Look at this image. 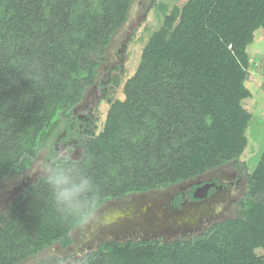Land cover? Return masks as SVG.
I'll return each mask as SVG.
<instances>
[{
    "label": "trees",
    "instance_id": "obj_1",
    "mask_svg": "<svg viewBox=\"0 0 264 264\" xmlns=\"http://www.w3.org/2000/svg\"><path fill=\"white\" fill-rule=\"evenodd\" d=\"M132 2L0 0V185L27 172L68 122ZM153 5L162 24L125 81L124 98L108 97L100 129L93 124L82 137L79 157L67 154L93 177L104 203L226 165L246 178L245 193L234 216L190 237L107 240L85 264H264V148L250 172L241 160L252 118L242 104L251 96L246 48L264 30V0ZM107 71L106 85L118 86ZM71 233L41 174L0 213V264L66 248Z\"/></svg>",
    "mask_w": 264,
    "mask_h": 264
},
{
    "label": "rangeland",
    "instance_id": "obj_2",
    "mask_svg": "<svg viewBox=\"0 0 264 264\" xmlns=\"http://www.w3.org/2000/svg\"><path fill=\"white\" fill-rule=\"evenodd\" d=\"M186 1L133 0L126 22L116 31L112 41L106 48V62L99 67L96 77L97 80H106L108 78L107 68H111V74L114 79H118L119 85L116 87L106 85L105 94L91 92V86L88 87L83 100L76 108L78 112L85 113L86 106L92 104L91 112L94 117L92 125L97 126L96 131L100 129L105 119L109 106L107 98L109 97L113 100L124 98L122 87L125 81L134 74L140 61L142 48L149 36L162 24V15L159 12V8L157 5H153V3L161 2L166 4L168 8H171L172 5L181 6ZM246 52L250 58V68L249 77L244 84L249 89L251 96L244 99L242 104L252 113V118L247 129L248 144L241 156V160L246 163L247 170L250 172L255 167L264 148V76L262 74L264 69V30L258 29L255 31L254 39L247 46ZM63 123L64 119L59 123L47 142H53L55 134L62 131ZM57 151L64 152V149L58 148ZM78 155L79 153L72 155V157H77ZM45 159L46 155L40 151L33 165L25 172L26 176H30L32 172H36L35 176H37V173H44L42 171V164ZM236 174H240L242 178V182L238 185V188H232L228 185L225 189L211 193L208 199L198 203L185 204L180 210H168L164 207L166 198L162 197L159 198V202L147 208L149 212H144L145 215L141 212H138L137 215L135 212L133 214L126 213V216H130L132 219L128 221V219L122 218L123 216L118 212L121 211L122 207H116L112 203L106 204L102 210L106 223L101 227L103 229L101 233H96V238L101 235L113 236L117 232L123 233L126 230L132 231L160 226L174 231L187 225L190 226L196 221L200 222L205 218L213 221L232 217L236 212L237 201L245 193L246 178L239 171L234 170L231 165L222 166L201 175L203 179L218 177L227 183L228 180H231L229 178ZM24 177L25 174H19L17 177L6 180L0 185V213L7 211L9 202L18 195L17 189L25 180ZM108 212L109 214H107ZM95 231L87 237L72 232V246L61 248L59 245H54L42 251L37 257L29 258L21 264H36L41 258L51 256L53 252L79 250L84 243L87 246L93 247Z\"/></svg>",
    "mask_w": 264,
    "mask_h": 264
},
{
    "label": "flooded vegetation",
    "instance_id": "obj_3",
    "mask_svg": "<svg viewBox=\"0 0 264 264\" xmlns=\"http://www.w3.org/2000/svg\"><path fill=\"white\" fill-rule=\"evenodd\" d=\"M105 91H106V84L104 79H100V80L96 79L95 82L91 85V92H100L99 94H105ZM78 105H76L73 108L72 114L69 116V119L67 118L65 119V121L68 122H64L62 131L55 134L52 142V145L54 144L53 148L55 150H58V148H63L65 153L70 152L71 157L72 155H75L77 153H79L77 157L81 155L82 137L86 135L93 126L92 120L94 117L91 112L92 104H88L86 106L85 113H80L78 112V110H76ZM23 174H25L24 177L25 180L19 185V188L17 189L18 194L24 189L27 183H29L31 180L35 179L41 174L44 175V173H37V176H35L36 172H32L30 176L28 175L26 176V173ZM229 179L231 180H228V182L225 183L222 181V179H219L218 177L203 179V177H201L200 175L193 180L171 185L164 189L149 190L141 193H130L123 198L109 200L104 203V206L106 204L112 203L115 204L116 207H122L121 211L118 212L121 214V216H123L122 218H126L128 219V221H131L132 220L131 217L126 216V213L133 214V212H135L137 215L138 212H141L143 213V215H145L144 212H149L147 208L152 206V204L159 202L158 201L159 198L162 197L166 198V203L164 204L165 205L164 207H166L168 210L171 211L180 210L182 207H184L185 204L198 203L208 199L211 193L220 189H225L228 185H230L232 188L234 187L238 188V185L242 182V178L240 174H236ZM107 214H109V212ZM105 216L107 215L105 214ZM214 221L217 220L210 221V219L205 218L202 219V221L200 222L196 221L190 226L187 225L179 230H174V231L168 230V228L164 226H160L156 228L149 227L148 229H139V230L135 229L132 231L126 230L123 233L117 232L113 236L101 235L100 237L96 238V233L97 232L101 233V231L103 230L102 228H99L96 229V231L94 232L95 233L94 246L93 247L87 246L84 243L79 248V250L82 251L84 254H86L92 249H95L100 243L107 240L127 241V240H143V239H155V238L162 240H170L180 237H190L195 233L203 230ZM72 245L73 243L70 246ZM51 260H52V255L47 258L46 257L41 258L36 264H51Z\"/></svg>",
    "mask_w": 264,
    "mask_h": 264
},
{
    "label": "clouds",
    "instance_id": "obj_4",
    "mask_svg": "<svg viewBox=\"0 0 264 264\" xmlns=\"http://www.w3.org/2000/svg\"><path fill=\"white\" fill-rule=\"evenodd\" d=\"M41 151L46 155L42 164L55 206L69 230L80 236H89L106 223L102 210L104 196L95 181L69 154L57 151L51 142H45ZM51 264H85L84 253L53 252Z\"/></svg>",
    "mask_w": 264,
    "mask_h": 264
},
{
    "label": "crops",
    "instance_id": "obj_5",
    "mask_svg": "<svg viewBox=\"0 0 264 264\" xmlns=\"http://www.w3.org/2000/svg\"><path fill=\"white\" fill-rule=\"evenodd\" d=\"M219 168V167H218ZM215 169H217V168H215ZM212 170H214V169H212ZM208 172V171H207ZM16 177V176H15ZM14 178V177H13ZM13 178H11V179H13Z\"/></svg>",
    "mask_w": 264,
    "mask_h": 264
},
{
    "label": "water",
    "instance_id": "obj_6",
    "mask_svg": "<svg viewBox=\"0 0 264 264\" xmlns=\"http://www.w3.org/2000/svg\"><path fill=\"white\" fill-rule=\"evenodd\" d=\"M204 195H205V193H204ZM201 197V196H200ZM190 225V224H189Z\"/></svg>",
    "mask_w": 264,
    "mask_h": 264
}]
</instances>
